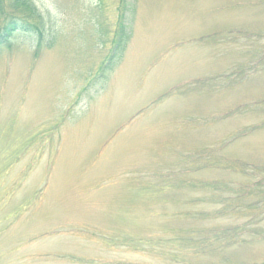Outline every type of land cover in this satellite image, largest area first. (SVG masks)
I'll return each mask as SVG.
<instances>
[{
	"label": "rangeland",
	"instance_id": "rangeland-1",
	"mask_svg": "<svg viewBox=\"0 0 264 264\" xmlns=\"http://www.w3.org/2000/svg\"><path fill=\"white\" fill-rule=\"evenodd\" d=\"M31 1L41 46L0 48V264H264V0Z\"/></svg>",
	"mask_w": 264,
	"mask_h": 264
},
{
	"label": "trees",
	"instance_id": "trees-1",
	"mask_svg": "<svg viewBox=\"0 0 264 264\" xmlns=\"http://www.w3.org/2000/svg\"><path fill=\"white\" fill-rule=\"evenodd\" d=\"M10 1V10L6 11L3 6V0H0V48L10 47L11 40L18 32L33 33L38 36V46L40 47L44 38V32L42 17L38 9L31 0ZM123 1L121 4L124 3ZM127 40L128 34L125 19L121 15L110 57L107 65L105 64L102 69V78L105 77V73L112 69L115 63L123 56Z\"/></svg>",
	"mask_w": 264,
	"mask_h": 264
}]
</instances>
